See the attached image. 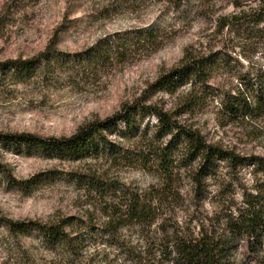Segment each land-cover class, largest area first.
<instances>
[{"label":"rangeland","instance_id":"374dc122","mask_svg":"<svg viewBox=\"0 0 264 264\" xmlns=\"http://www.w3.org/2000/svg\"><path fill=\"white\" fill-rule=\"evenodd\" d=\"M146 27L155 30L156 40H133L121 60L89 66L82 59L99 38L116 40ZM48 45L65 60L38 68L25 79L0 72V218L46 222L93 212L98 196L83 180L93 173L142 190L159 185L160 172L142 155L148 148L140 137L109 135L118 149L128 148L124 157L99 154L79 160L29 155L1 139L21 132L69 136L80 125L135 101L176 109L180 121L198 129L208 143L229 155L264 162V109L244 114L241 108L244 101L264 96V0H0V61L36 57ZM74 54L77 61H67ZM185 54L209 57L212 69L184 106L181 100L175 108L188 85L166 93L155 90L153 83L180 65ZM142 119L138 122L151 135L156 119ZM181 148L177 145L175 155ZM245 163L218 160L199 197L188 178L177 179L174 185L182 193L175 209L178 220L190 221L196 230L203 221L220 226L259 177L255 166ZM75 174L79 183L72 181ZM7 236L0 228V264H18L21 248L37 252L33 236L21 239L20 250ZM242 250H236L238 259ZM116 263H122L121 257Z\"/></svg>","mask_w":264,"mask_h":264},{"label":"trees","instance_id":"16d2710c","mask_svg":"<svg viewBox=\"0 0 264 264\" xmlns=\"http://www.w3.org/2000/svg\"><path fill=\"white\" fill-rule=\"evenodd\" d=\"M154 34V29L146 27L137 35L121 36L116 40L99 38L87 48L82 59L89 66L121 60L133 40H156ZM117 40L121 44H117ZM73 57L67 61H77V55ZM63 60L48 45L36 57L0 61V72L12 71L18 78L25 79L33 76L38 68ZM212 63L209 57L185 54L180 65L159 74L153 86L157 91L175 93L178 88L188 85L189 92L179 93L177 98L175 108L180 106L181 100L182 107L187 97L205 80ZM241 108L244 114L264 109V96L258 95L253 103L244 101ZM175 111L164 109L158 103L135 101L123 105L111 116L80 125L69 136L45 138L24 132L3 135L2 141L15 149L58 160L96 158L99 154L117 159L129 150L118 149L116 141L109 135L140 137L148 148L142 155L148 157L152 167L156 166L161 177L159 185L142 190L114 181L106 182L101 175L93 173L84 177L86 182L83 179L88 191L98 196V206L93 207V212L46 222L0 218V228L9 239L13 237L18 250L22 238L33 236L37 239V252L21 248L18 264H114L119 257L122 259L120 264H264V162L229 155L208 143L198 129L180 121V113ZM146 116L156 119L151 135L149 127L138 122ZM166 136L170 138L164 143ZM177 145H181L182 150L175 155ZM227 158L255 166L254 173L259 177L253 190L242 193L240 204L226 212L220 226L203 221L196 230L190 226V221L178 220L175 209L180 208L178 202L182 193L174 182L185 176L190 180L195 196L199 197L205 178L216 162ZM80 180V175L72 177V181L79 183ZM95 211L97 216L93 215ZM239 246L243 250L238 259L236 250ZM109 247L115 252L111 254Z\"/></svg>","mask_w":264,"mask_h":264}]
</instances>
